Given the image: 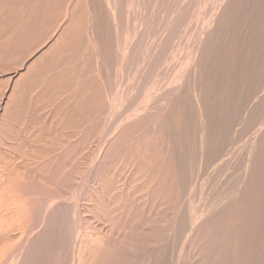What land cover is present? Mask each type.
Masks as SVG:
<instances>
[{
	"label": "rangeland",
	"instance_id": "1",
	"mask_svg": "<svg viewBox=\"0 0 264 264\" xmlns=\"http://www.w3.org/2000/svg\"><path fill=\"white\" fill-rule=\"evenodd\" d=\"M0 143V264H264V0H0Z\"/></svg>",
	"mask_w": 264,
	"mask_h": 264
},
{
	"label": "bare ground",
	"instance_id": "2",
	"mask_svg": "<svg viewBox=\"0 0 264 264\" xmlns=\"http://www.w3.org/2000/svg\"><path fill=\"white\" fill-rule=\"evenodd\" d=\"M44 1V0H43ZM63 1V0H62ZM112 1V0H111ZM109 2V1H108ZM235 2V1H234ZM257 3V2H256ZM20 4V3H19ZM43 4H44V2H43ZM246 5V4H245ZM3 6V5H2ZM15 7V6H14ZM46 7V6H45ZM61 7V6H60ZM48 8V7H47ZM120 8V7H119ZM256 8H258V7H256ZM116 9V8H115ZM47 10V9H46ZM186 10V9H185ZM54 11V10H53ZM248 11V10H247ZM207 13V12H206ZM249 13V12H248ZM114 14V13H113ZM33 15V14H32ZM206 15V14H205ZM224 15V14H223ZM27 16V15H26ZM115 16V15H114ZM225 16V15H224ZM28 17V16H27ZM109 17V16H108ZM113 17V16H112ZM118 18V17H117ZM216 19V18H215ZM207 20V19H206ZM245 20H246V18H245ZM177 22V21H176ZM71 23V22H70ZM193 23V22H192ZM191 23V24H192ZM205 23V22H204ZM214 24V23H213ZM205 25V24H204ZM245 25H246V23H245ZM66 26V25H65ZM197 27V26H196ZM219 27V26H218ZM119 28V27H118ZM200 28V27H199ZM91 29V28H90ZM134 29V28H133ZM194 29V28H193ZM209 29V28H208ZM75 30V29H74ZM204 30V29H203ZM202 30V31H203ZM65 31V30H64ZM213 31V30H212ZM200 32V31H199ZM73 33V32H72ZM74 34V33H73ZM128 34H130V33H128ZM156 34V33H155ZM180 34V33H179ZM60 35V34H59ZM216 35V34H215ZM131 36V35H130ZM153 36V35H152ZM196 36V35H195ZM210 36H211V32H210ZM60 37H62V36H60ZM68 37V36H67ZM69 38V37H68ZM202 39V38H201ZM212 39V38H211ZM123 40V39H122ZM200 40V39H199ZM69 41V40H68ZM71 41V40H70ZM69 41V42H70ZM127 41V40H126ZM154 41V40H153ZM191 41V40H190ZM75 44V43H74ZM78 44V43H77ZM96 45V44H95ZM139 45V44H138ZM199 45H200V43H199ZM204 45V44H203ZM73 46V45H72ZM76 46V45H75ZM192 46V45H191ZM208 46V45H207ZM74 47V46H73ZM76 47H78V46H76ZM197 47V46H196ZM201 47V46H200ZM121 48V47H120ZM119 48V49H120ZM210 48V47H209ZM208 48V49H209ZM47 49V48H46ZM127 49V48H126ZM208 49H205V50H208ZM78 50V49H77ZM94 50V49H93ZM158 50V49H157ZM41 51V50H40ZM44 51V50H43ZM42 51V52H43ZM122 51V50H121ZM134 51V50H133ZM26 52V51H25ZM78 52V51H77ZM179 52V51H178ZM89 53V52H88ZM134 53V52H133ZM167 53V52H166ZM180 53V52H179ZM125 54V53H124ZM172 54V53H171ZM200 54V53H199ZM40 55V54H39ZM51 55V54H50ZM151 55H152V53H151ZM193 55V54H192ZM78 56H79V54H78ZM125 56V55H124ZM180 56V55H179ZM203 56V55H202ZM175 57H177V56H175ZM138 58V57H137ZM178 58V57H177ZM27 59V58H26ZM36 59V58H35ZM145 59V58H144ZM164 59V58H163ZM166 59V58H165ZM210 59V58H209ZM213 59V58H212ZM79 60V59H78ZM26 61V60H25ZM80 61V60H79ZM78 61V62H79ZM166 61V60H165ZM187 61V60H186ZM195 61V60H194ZM203 61V60H202ZM32 62V61H31ZM154 62V61H153ZM157 62V61H156ZM182 62V61H181ZM209 62V61H208ZM35 63V62H34ZM87 63V62H86ZM167 63V62H166ZM186 63V62H185ZM197 63V62H196ZM210 63H211V61H210ZM29 64H33V62L32 63H29ZM28 64V65H29ZM68 64V63H67ZM179 64V63H178ZM193 64H194V62H193ZM34 65V64H33ZM32 65V66H33ZM94 65V64H93ZM128 66H130V65H128ZM205 66V65H204ZM142 67V66H141ZM195 67V66H194ZM201 67H202V65H201ZM6 68V67H5ZM165 68V67H164ZM179 68V67H178ZM207 68V67H206ZM27 69V68H26ZM82 69V68H81ZM195 69H196V67H195ZM201 69H203V68H201ZM238 69V68H237ZM163 70V69H162ZM204 70V69H203ZM176 71V70H175ZM200 71V70H199ZM119 72V71H118ZM154 72V71H153ZM67 73H68V71H67ZM86 73V72H85ZM120 73V72H119ZM164 73V72H163ZM179 73V72H178ZM198 73V72H197ZM202 73V72H201ZM200 73V74H201ZM193 74V73H192ZM19 75H21V73L19 74ZM23 75H24V73H23ZM77 75V74H76ZM191 75V74H190ZM202 75H204V74H202ZM223 75V74H222ZM67 76V75H66ZM22 77V76H21ZM140 77V76H139ZM203 77V76H202ZM210 77V76H209ZM19 78V77H18ZM125 78V77H124ZM24 79V78H23ZM67 79V78H66ZM164 79V78H163ZM196 79V78H195ZM75 80V79H74ZM201 80V79H200ZM200 80H197V84H198V81H200ZM17 81H19V80H17ZM28 81V80H27ZM50 81V80H49ZM202 81V80H201ZM200 81V82H201ZM15 82H16V79H15ZM36 82V81H35ZM96 83V82H95ZM111 83V82H110ZM202 83V82H201ZM208 83V82H207ZM142 84H144V83H142ZM85 85V84H84ZM203 85H205V84H203ZM18 86V85H17ZM71 86V85H70ZM196 86V85H195ZM69 87V86H68ZM115 87V86H114ZM121 87V86H120ZM202 87V86H201ZM100 88V87H99ZM17 89V88H16ZM28 89V88H27ZM148 89V88H147ZM194 89V88H193ZM212 89V88H211ZM71 90V89H70ZM120 90V89H119ZM195 90V89H194ZM214 90V89H213ZM18 91V90H17ZM191 91V90H190ZM198 91V90H197ZM203 91V90H202ZM212 91V90H211ZM32 92V91H31ZM73 92H74V90H73ZM72 92V93H73ZM118 92V91H117ZM142 92V91H141ZM213 92V91H212ZM183 93V92H182ZM199 93H201V91H199ZM198 93V94H199ZM118 94V93H117ZM141 94V93H140ZM144 94V93H143ZM208 94H209V92H208ZM14 95V94H13ZM19 95V94H18ZM142 95V94H141ZM179 95V94H178ZM201 95H202V93H201ZM212 95V94H211ZM61 96V95H60ZM64 96V95H63ZM193 96H195L194 94H193ZM202 96H204V94L202 95ZM19 97V96H18ZM142 97V96H141ZM164 97V96H163ZM197 98H198V96H196ZM195 97V98H196ZM210 97V96H209ZM11 98V97H10ZM149 98V97H148ZM187 98V97H186ZM257 98V97H256ZM164 99V98H163ZM7 100H8V98H7ZM36 100V99H35ZM139 100V99H138ZM193 100V99H192ZM198 100V99H197ZM196 100V101H197ZM260 100V99H259ZM116 101V100H115ZM184 101V100H183ZM195 101V102H196ZM199 101V100H198ZM201 101V100H200ZM202 101H203V99H202ZM190 102V101H189ZM204 102V101H203ZM133 103V102H132ZM158 103V102H157ZM197 103H200V102H197ZM19 104V103H18ZM112 104V103H111ZM174 104V103H173ZM193 104V103H192ZM195 104V103H194ZM202 104V103H201ZM16 105V104H15ZM68 105V104H67ZM74 105V104H73ZM103 105V104H102ZM114 105V104H113ZM117 105V104H116ZM200 105V104H199ZM210 105V104H209ZM53 106V105H52ZM158 106V105H157ZM195 106V105H194ZM201 106V105H200ZM199 106V109H200V111H199V115L201 116L200 117V119L202 118V120H201V123H202V128L201 127H198V128H201V131H200V129H199V131H200V133L199 134H201L200 135V137H202V147H203V145L205 144L204 143V138H205V136L207 135V132H208V122L206 123V121H207V114L205 113L206 112V110H205V112H204V107H200ZM205 106V105H204ZM193 108V107H192ZM197 108H198V106H197ZM50 109V108H49ZM185 109V108H184ZM183 109V110H184ZM13 110V109H12ZM43 110V109H42ZM67 110V109H66ZM182 110V109H181ZM193 110V109H192ZM29 111V110H28ZM86 111V110H85ZM30 112V111H29ZM33 112V111H32ZM31 112V113H32ZM36 112V111H35ZM193 112V111H192ZM111 113V112H110ZM118 113V112H117ZM194 113V112H193ZM4 114V113H3ZM122 114V113H121ZM182 114V113H181ZM195 114V113H194ZM10 115V114H9ZM44 115V114H43ZM86 115V114H85ZM198 115V116H199ZM205 115V116H204ZM250 115V114H249ZM32 116V115H31ZM194 116V115H193ZM101 117H102V115H101ZM206 117V118H205ZM211 117V116H210ZM57 118V117H56ZM194 118H196L197 119V117H195L194 116ZM193 119V118H192ZM212 119V118H211ZM205 120V121H204ZM213 120V119H212ZM251 120V119H250ZM9 121V120H8ZM43 121V120H42ZM190 121V120H189ZM203 121V122H202ZM105 122V121H104ZM184 122V121H183ZM50 123H51V121H50ZM55 123V122H54ZM116 123V122H115ZM210 123V122H209ZM15 124V123H14ZM61 124V123H60ZM83 124V123H82ZM140 124V123H139ZM142 124V123H141ZM211 124V123H210ZM165 125H166V123H165ZM199 125V124H198ZM197 125V126H198ZM49 126H50V124H49ZM232 127V126H231ZM15 128V127H14ZM49 128V127H48ZM66 128V127H65ZM84 128V127H83ZM39 129V128H38ZM112 129V128H111ZM166 129V128H165ZM110 130V129H109ZM13 131V130H12ZM84 131V130H83ZM188 131V130H187ZM132 132H133V130H132ZM165 132V131H164ZM19 133V132H18ZM122 133V132H121ZM188 133V132H187ZM41 134V133H40ZM74 134V133H73ZM189 134V133H188ZM195 134V133H194ZM30 135V134H29ZM47 135V134H46ZM70 135V134H69ZM76 135H77V133H76ZM198 135V134H197ZM25 136V135H24ZM132 136V135H131ZM247 136V135H246ZM31 137V136H30ZM49 137V136H48ZM207 137H208V135H207ZM206 137V138H207ZM214 138V137H213ZM24 139V138H23ZM116 139V138H115ZM208 139V138H207ZM61 140V139H60ZM126 140V139H125ZM133 140V139H132ZM206 140V139H205ZM209 140V139H208ZM48 141V140H47ZM83 141V140H82ZM167 141V140H166ZM200 141V142H201ZM207 141V140H206ZM210 141V140H209ZM232 141V140H231ZM252 141V140H251ZM106 143V142H105ZM128 143H131V142H128ZM207 143L208 142H206V144L204 145V146H206L207 145ZM258 143V142H257ZM1 144V143H0ZM3 144V143H2ZM45 144V143H44ZM209 145V144H208ZM175 146V145H174ZM195 146V145H194ZM213 146V145H212ZM8 147V146H7ZM177 147V146H176ZM228 147V146H227ZM6 148V147H5ZM36 148H38V147H36ZM46 148V147H45ZM195 148H197V147H195ZM224 148V147H223ZM25 150H26V148H24ZM49 149V148H48ZM118 149V148H117ZM203 149H204V147H203ZM10 150V149H9ZM50 150H51V148H50ZM216 150V149H215ZM11 151V150H10ZM28 151V150H27ZM32 151V150H31ZM30 151V152H31ZM205 151V150H204ZM220 152V151H219ZM49 153H51V152H49ZM79 153V152H78ZM84 153V152H83ZM141 153H143V152H141ZM201 153H202V151H201ZM221 153V152H220ZM32 154V153H31ZM204 154V153H203ZM181 155V154H180ZM32 156H33V154H32ZM47 156V155H46ZM222 156H223V154H222ZM14 157V156H13ZM28 157V156H27ZM83 157V156H82ZM86 157V156H85ZM191 157V156H190ZM26 158V157H25ZM34 159V158H33ZM12 160H13V158H12ZM117 160V159H116ZM84 161V160H83ZM102 161V160H101ZM113 161V160H112ZM179 161V160H178ZM11 162V161H10ZM17 162V161H16ZM25 162V161H24ZM188 163V162H187ZM251 163V162H250ZM249 163V164H250ZM36 164V163H35ZM34 164V165H35ZM21 165V164H20ZM33 165V164H32ZM191 165V164H190ZM232 165V164H231ZM248 165V164H247ZM5 166V165H4ZM43 167V166H42ZM47 167V166H46ZM77 167V166H76ZM205 167V166H204ZM212 167V166H211ZM1 168V167H0ZM3 168V167H2ZM8 168V167H7ZM153 168V167H152ZM37 169V168H36ZM69 169V168H68ZM186 169V168H185ZM225 169V168H224ZM7 170V169H6ZM29 170V169H28ZM116 170V169H115ZM120 170V169H119ZM189 170V169H188ZM221 170V169H220ZM14 171V170H13ZM30 171V170H29ZM36 171V170H35ZM23 172V171H22ZM48 172V171H47ZM133 172V171H132ZM241 172V171H240ZM239 172V173H240ZM39 173V172H38ZM37 173V174H38ZM91 173V172H90ZM184 173V172H183ZM190 173H192V172H190ZM18 174V173H17ZM44 174V173H43ZM63 174V173H62ZM68 174V173H67ZM82 174V173H81ZM109 174V173H108ZM189 174V173H188ZM2 175H3V173H2ZM32 175V174H31ZM78 175V174H77ZM87 175V174H86ZM95 175V174H94ZM263 175V174H262ZM39 176V175H38ZM122 176V175H121ZM198 176V175H197ZM222 176V175H221ZM261 176V175H260ZM57 177V176H56ZM169 177V176H168ZM190 177V176H189ZM11 178V177H10ZM54 178V177H53ZM98 178V177H97ZM241 178H242V176H241ZM262 178V177H261ZM27 179V178H26ZM70 179V178H69ZM77 179V178H76ZM124 179V178H123ZM168 179V178H167ZM23 180V179H22ZM40 180V179H39ZM104 180V179H103ZM87 181H88V179H87ZM184 181V180H183ZM182 181V182H183ZM143 182V181H142ZM185 182V181H184ZM236 182V181H235ZM6 183V182H5ZM8 183V182H7ZM21 183H22V181H21ZM88 184V183H87ZM236 184V183H235ZM1 185V184H0ZM7 185V184H6ZM255 185V184H254ZM5 186V185H4ZM88 186V185H87ZM183 186V185H182ZM228 186V185H227ZM236 186V185H235ZM253 186V185H252ZM184 187V186H183ZM30 188V187H29ZM54 188V187H53ZM103 188V187H102ZM113 188V187H112ZM234 188V187H233ZM251 188V187H250ZM256 188V187H255ZM258 188V187H257ZM22 189V188H21ZM24 189V188H23ZM227 189V188H226ZM252 189V188H251ZM254 189V188H253ZM3 190V189H2ZM27 190V189H26ZM34 190V189H33ZM32 190V191H33ZM94 190V189H93ZM232 190V189H231ZM257 190V189H256ZM1 191V190H0ZM13 191V190H12ZM172 191V190H171ZM228 191V190H227ZM2 192V191H1ZM26 192V191H25ZM31 192V191H30ZM55 192V191H54ZM70 192V191H69ZM131 192V191H130ZM260 192V191H259ZM258 192V193H259ZM7 193V192H6ZM84 193V192H83ZM10 194V193H9ZM70 194V193H69ZM249 194V193H248ZM256 194V193H255ZM6 195V194H5ZM148 195V194H147ZM231 195V194H230ZM261 195V194H260ZM259 195V196H260ZM2 196H4V195H2ZM138 196V195H137ZM250 196V195H249ZM60 197V196H59ZM257 197H258V195H257ZM6 198H7V196H6ZM17 198V197H16ZM15 198V199H16ZM66 198V197H65ZM118 198V197H117ZM180 198H182V197H180ZM232 198V197H231ZM230 198V199H231ZM263 198V197H262ZM38 199V198H37ZM202 199V198H201ZM229 199V198H228ZM250 199H252V198H250ZM2 200V199H1ZM177 200V199H176ZM13 201V200H12ZM95 201V200H94ZM138 201V200H137ZM202 201V200H201ZM258 201V200H257ZM3 202V201H2ZM75 202V201H74ZM128 202H130V201H128ZM40 203V202H39ZM107 203V202H106ZM231 203H232V200H231ZM251 203V202H250ZM254 203V202H253ZM0 204H1V202H0ZM37 204V203H36ZM103 204V203H102ZM181 204V203H180ZM258 204V203H257ZM24 205V204H23ZM39 205V204H38ZM148 205V204H147ZM207 205V204H206ZM165 206V205H164ZM260 206H262L261 204H260ZM24 207V206H23ZM45 207V206H44ZM92 208V207H91ZM118 208V207H117ZM154 208V207H153ZM160 208H162V207H160ZM159 208V209H160ZM182 208V207H181ZM189 208H191V207H189ZM263 208V207H262ZM3 209V208H2ZM27 209V208H26ZM52 209V208H51ZM58 209V208H57ZM203 209H205V208H203ZM18 210V209H17ZM106 210V209H105ZM174 210V209H173ZM194 210H195V208H194ZM242 210V209H241ZM7 211V210H6ZM71 211V210H70ZM98 211V210H97ZM146 211V210H145ZM188 211V210H187ZM201 211V210H200ZM199 211V212H200ZM208 211V210H207ZM8 212V211H7ZM68 212V211H67ZM106 212H107V210H106ZM195 212V211H194ZM194 212H193V215L194 216H196V213L194 214ZM250 212V211H249ZM19 213V212H18ZM54 213V212H53ZM182 213H184V212H182ZM191 213V212H190ZM200 213H202V212H200ZM199 213V214H200ZM207 213V212H206ZM209 213V212H208ZM252 213V212H251ZM2 214V213H1ZM16 214V213H15ZM50 214V213H49ZM14 215V214H13ZM40 215V214H39ZM56 215V214H55ZM107 215V214H106ZM117 215H118V213H117ZM125 215V214H124ZM128 215H130V214H128ZM142 215V214H141ZM164 215V214H163ZM179 215V214H178ZM198 215V214H197ZM249 215H251V214H249ZM109 216V215H108ZM157 216V215H156ZM166 216V215H165ZM204 216V215H203ZM207 216V215H206ZM205 216V217H206ZM253 216V215H252ZM190 217H191V215H190ZM198 218V220L201 218V215L200 216H197ZM200 217V218H199ZM208 217H209V214H208ZM21 218V217H20ZM101 218V217H100ZM156 218V217H155ZM196 218V217H195ZM194 217L193 218H187L188 220L190 219V221H188V222H191V223H193V221H192V219H194L195 221L197 220V219H195ZM184 219V218H183ZM203 219V218H202ZM7 220V217H1L0 216V222L1 221H6ZM50 220V219H49ZM91 220V219H90ZM104 220V219H103ZM184 220H186V219H184ZM252 220V219H251ZM254 220H255V218H254ZM9 221V220H8ZM25 221V220H24ZM66 221V220H65ZM97 221V220H96ZM111 221H113V220H111ZM36 222V221H35ZM79 223V222H78ZM151 223V222H150ZM177 223V222H176ZM184 223H185V221H184ZM253 223V222H252ZM3 224V223H2ZM5 224V223H4ZM72 224H74V222L72 223ZM189 224V223H188ZM194 224L195 223H193V225L192 224H190V225H192V227L194 226ZM133 225V224H132ZM2 226V225H1ZM14 226V225H13ZM21 226V225H20ZM66 226V225H65ZM73 226V225H72ZM76 226V225H75ZM143 226V225H142ZM149 226V225H148ZM160 226V225H159ZM176 226V225H175ZM183 226V225H182ZM186 226H187V223H186ZM197 226V225H196ZM245 226V225H244ZM247 226V225H246ZM74 227V226H73ZM95 227V226H94ZM256 227V226H255ZM8 228V227H7ZM25 228H26V226H25ZM189 228V227H188ZM246 228V227H245ZM78 229V228H77ZM248 229V227L246 228V230ZM28 230V229H27ZM100 230V229H99ZM110 230V229H109ZM113 230V229H112ZM155 230V229H154ZM3 231V230H2ZM7 231V230H6ZM23 231V230H22ZM197 231V230H196ZM147 232V231H146ZM157 232V231H156ZM3 233V232H2ZM6 233V232H5ZM26 233V232H25ZM160 233V232H159ZM251 233V232H250ZM24 234V233H23ZM2 235V234H1ZM5 235V234H4ZM7 235V234H6ZM32 235V234H31ZM119 235V234H118ZM124 235V234H123ZM132 235V234H131ZM15 236V235H14ZM83 236H85V235H83ZM146 236V235H145ZM171 236V235H170ZM27 237V236H26ZM21 238H23V237H21ZM35 238V237H34ZM126 238V237H125ZM4 239H5V237H4ZM10 239V238H9ZM88 239V238H87ZM109 239V238H108ZM113 239V238H112ZM120 239V238H119ZM22 240V239H21ZM124 240V239H123ZM83 241V240H82ZM105 240H103V242H104ZM126 241V240H125ZM136 241V240H135ZM9 242H11V241H9ZM14 242V241H13ZM148 242V241H147ZM146 242V243H147ZM193 242V241H192ZM200 242V241H199ZM90 243V242H89ZM94 243V242H93ZM109 243V242H108ZM8 244V243H7ZM77 244V243H76ZM137 244V243H136ZM145 244V243H144ZM143 244V245H144ZM14 245H18V244H14ZM19 245H20V243H19ZM72 245H73V243H72ZM86 245V244H85ZM153 245V244H152ZM155 245V244H154ZM170 245V244H169ZM228 245V244H227ZM6 247H8L7 245H5ZM13 246V245H12ZM89 246V245H88ZM137 246V245H136ZM157 246V245H156ZM192 246V245H191ZM228 246H232V245H228ZM76 247V246H75ZM94 247V246H93ZM108 247V246H107ZM114 247V246H113ZM112 247V248H113ZM123 247V246H122ZM6 249V248H5ZM119 249V248H118ZM126 249V248H125ZM202 249V248H201ZM225 249H226V251H227V248L225 247ZM225 249H223L224 251H225ZM0 250H1V248H0ZM3 250H4V248H3ZM71 250V249H70ZM74 250V249H73ZM164 250V249H163ZM231 250V249H230ZM16 251V250H15ZM172 251V250H171ZM91 252V251H90ZM98 252V251H97ZM119 252V251H118ZM228 252V251H227ZM223 253V252H222ZM234 253V252H233ZM1 254V253H0ZM31 254V253H30ZM156 254V253H155ZM220 254V253H219ZM236 254V253H235ZM97 255V254H96ZM119 255V254H118ZM222 255V254H221ZM220 255V256H221ZM225 255H227V254H225ZM5 257V256H4ZM78 257H80V256H78ZM91 257V256H90ZM179 257V256H178ZM2 258V257H1ZM221 258H223V257H221ZM68 259V258H67ZM123 259V258H122ZM219 259V258H218ZM228 259V258H227ZM83 260V259H82ZM104 260H105V258H104ZM132 260V259H131ZM212 260V259H211ZM229 260V259H228ZM8 261V260H7ZM198 261V260H197ZM222 261H223V259H222ZM221 261V262H222ZM221 262H219V263H221ZM227 262V261H226ZM21 263V262H20ZM217 263V262H216ZM223 263H225V261H223ZM22 264V263H21ZM120 264V263H119ZM222 264V263H221ZM248 264V263H247Z\"/></svg>",
	"mask_w": 264,
	"mask_h": 264
}]
</instances>
